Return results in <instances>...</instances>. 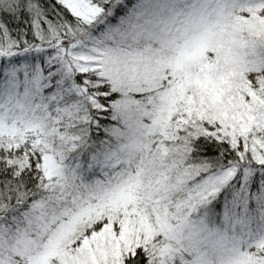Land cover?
Returning <instances> with one entry per match:
<instances>
[{
	"label": "snow or ice",
	"instance_id": "6c2138e0",
	"mask_svg": "<svg viewBox=\"0 0 264 264\" xmlns=\"http://www.w3.org/2000/svg\"><path fill=\"white\" fill-rule=\"evenodd\" d=\"M0 264H264V0H0Z\"/></svg>",
	"mask_w": 264,
	"mask_h": 264
}]
</instances>
